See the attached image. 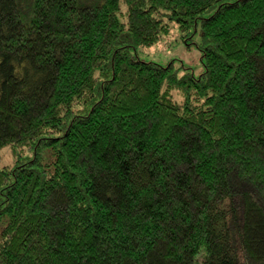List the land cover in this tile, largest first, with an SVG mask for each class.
<instances>
[{
	"label": "trees",
	"instance_id": "obj_1",
	"mask_svg": "<svg viewBox=\"0 0 264 264\" xmlns=\"http://www.w3.org/2000/svg\"><path fill=\"white\" fill-rule=\"evenodd\" d=\"M7 145L0 264H264V0H0Z\"/></svg>",
	"mask_w": 264,
	"mask_h": 264
},
{
	"label": "rangeland",
	"instance_id": "obj_2",
	"mask_svg": "<svg viewBox=\"0 0 264 264\" xmlns=\"http://www.w3.org/2000/svg\"><path fill=\"white\" fill-rule=\"evenodd\" d=\"M202 33L198 29L191 32L182 31L175 22H170V31L162 35L160 40L151 46H140L137 55L140 59L157 62L161 65L173 63L180 73L191 71L195 75L204 71L202 50L200 48ZM45 159L49 160V154L44 153ZM10 145L0 149V166L11 164L13 160ZM5 223L0 219V228Z\"/></svg>",
	"mask_w": 264,
	"mask_h": 264
}]
</instances>
